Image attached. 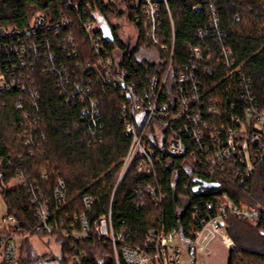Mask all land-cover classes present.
Masks as SVG:
<instances>
[{
  "label": "trees",
  "instance_id": "16d2710c",
  "mask_svg": "<svg viewBox=\"0 0 264 264\" xmlns=\"http://www.w3.org/2000/svg\"><path fill=\"white\" fill-rule=\"evenodd\" d=\"M155 1L159 9L158 45L149 38L142 6H132L131 0H91L93 8L87 13L83 7L79 13L71 10L64 0H0L3 25L24 30L38 13L52 23L72 22L71 27L60 26L58 37L53 32L36 34L33 41L39 49L30 54L28 64H21L14 51L9 58L8 53L3 54L7 69L24 86L0 94V161L4 162L0 165V197L7 203L8 216L16 218L18 229L31 235L23 244L18 264L41 263L33 252V237L56 238L62 264L74 259L81 260L79 264H117L112 243L98 236L95 225L110 211L116 232L124 228L126 244L141 247L156 229L176 230L192 240L207 218L208 205H217L218 197L225 193L237 204L251 200L263 203L262 162L254 176H243L241 171L237 177L231 169L210 174L188 157L161 154L155 177H145L132 168L119 183L131 147L121 118L126 99L119 89L99 81L101 74L94 69L99 58L79 16L96 22L92 15H98L104 23L96 32L103 46L101 57L114 59L120 53V68L140 95L150 92L154 77L164 79L170 64L169 86L194 65L197 69L190 73L198 81L204 111L216 100L223 115L215 118L219 125H232V118H243L248 106L264 110V0ZM121 19L134 26V44L123 41L113 26L114 20ZM69 35L75 46L65 43ZM144 52L155 54V59L136 57ZM77 83L82 90L76 89ZM166 92L160 102H167ZM82 94L86 96L84 103ZM249 94L254 102L244 99ZM20 100L24 109L19 110L16 105ZM92 102L99 112L96 126L89 115ZM185 162L193 169L188 170ZM18 175L26 185L8 187ZM58 179L65 184V199L60 204L55 198ZM195 181L218 187L195 194ZM149 182L162 186L167 199L161 206L149 196L139 198L138 187ZM36 195L45 197L51 213L56 214L51 218L55 227L52 235L44 231L36 216L32 201ZM85 197L92 199L89 208ZM84 215L89 237H64L62 231L70 230ZM227 225L236 246L235 251H229L227 264H248L249 258L263 264L264 231L233 218ZM120 264L126 263L120 260Z\"/></svg>",
  "mask_w": 264,
  "mask_h": 264
},
{
  "label": "built area",
  "instance_id": "2783aa9c",
  "mask_svg": "<svg viewBox=\"0 0 264 264\" xmlns=\"http://www.w3.org/2000/svg\"><path fill=\"white\" fill-rule=\"evenodd\" d=\"M163 1L167 3V0ZM64 2L78 13L82 7L86 13L93 8L91 0ZM131 3L137 8L142 6V11L148 19L149 38L158 45L159 40L155 32L159 21L158 4L155 0H131ZM92 17L96 22L80 16L79 19L99 58L94 69L101 74L99 81L111 88L119 89L121 96L126 99L121 105V118L124 132L131 138V147L120 173L119 183L132 168L145 177H155L157 166L162 162L161 154L178 158L188 157L192 164L205 167L210 174L216 170L225 172V169H231L237 177L241 171L243 176L255 175L259 163H264V110L251 105L243 112L245 113L243 118H232V125H219L216 119L222 118L223 115L216 105V100L211 102V107L206 112L204 111L198 81L194 73H190L197 69L194 65L189 72L185 70V73L175 77L172 86H169L170 64L164 79L154 77L150 92L140 95L136 85L130 82L126 72L121 70L120 63L115 62L116 58L101 57L103 46L100 45L101 39L96 32L104 23L98 20L96 13ZM29 23L24 30L0 24V94L24 89V86L17 82V76L12 75L7 69L4 52L9 54L7 56L9 58L10 51H14L21 64H28L30 54L39 49V45L33 41L36 34L53 32L57 35L60 26L66 28L72 26L69 20H63L61 24L52 23L39 13ZM65 43L75 46L73 36L69 35ZM46 44L51 48L49 40ZM195 52L199 54L198 50ZM64 74L67 75L68 72ZM189 84L193 85V88L188 87ZM75 87L81 89L79 83ZM165 90L168 100L160 102ZM87 91L90 92L89 89ZM81 96L84 103L86 96L85 94ZM244 99L255 101L250 94ZM91 105V112L86 110L85 114L89 112L91 123L96 126L100 122L99 112L96 103L92 102ZM23 107L24 103L18 101L16 108L20 110L24 109ZM185 135L188 136L187 139L184 138ZM190 142L194 143L193 148ZM0 162L3 166L4 162ZM56 184L55 198L60 204L65 199V184L61 179H58ZM25 185L23 176L18 175L11 182L10 188H21ZM203 190L206 189H201ZM137 191L139 198L146 199L149 196L158 206L167 199L162 186L160 187L157 182L145 183L144 186L138 187ZM218 198L217 205H208L207 218L201 221L199 229L192 234V240L184 238L176 230L166 232L163 229H156L148 234L143 246L132 247L126 244L124 228L116 232L111 211L96 220V232L98 236L112 243L117 264H120V260L126 264H181L180 255L183 250L187 249L192 255L196 252H205L209 244L216 239H219L229 251H235L236 246L228 232L224 234V229L228 227L227 223L231 218L245 221L264 231V201L261 203L251 200L252 202L237 204L226 193ZM32 201L41 226L45 232L52 235L55 227L51 224V218L56 214L51 213V207L42 195L33 196ZM85 204L89 208L92 199L85 197ZM88 232L87 218L84 215L77 219V224L72 225L70 230H63L62 234L64 237L86 240L89 237ZM30 236L18 229L15 217H5L0 224V264H18L23 244ZM176 240H181L186 246H179ZM80 262L81 260L74 259L70 264Z\"/></svg>",
  "mask_w": 264,
  "mask_h": 264
},
{
  "label": "rangeland",
  "instance_id": "374dc122",
  "mask_svg": "<svg viewBox=\"0 0 264 264\" xmlns=\"http://www.w3.org/2000/svg\"><path fill=\"white\" fill-rule=\"evenodd\" d=\"M113 26L118 28L119 36L125 42L134 44L136 41V30L133 25L129 24L127 20H114ZM139 59H148L154 60L155 54L151 52H144L141 55L137 54ZM122 60L121 54L116 55L115 62L119 64ZM188 170L193 169V165L189 162L184 163ZM10 187V185L8 186ZM8 207L5 200L0 197V224L3 219L8 216ZM224 234H227V228L224 229ZM177 241V240H176ZM33 252L36 254L37 258L41 259L40 264H62V257L60 254V245L54 237H33L30 239ZM179 246L185 247L186 244L177 241ZM181 256V264H227L229 250L220 242L219 239H216L211 244H209L208 249L205 252H196L192 255L187 249L183 250ZM248 264H262L256 259H247ZM264 264V263H263Z\"/></svg>",
  "mask_w": 264,
  "mask_h": 264
},
{
  "label": "water",
  "instance_id": "95a60500",
  "mask_svg": "<svg viewBox=\"0 0 264 264\" xmlns=\"http://www.w3.org/2000/svg\"><path fill=\"white\" fill-rule=\"evenodd\" d=\"M194 183L196 185V187L194 188L195 194H198L201 191V189H203V188L206 190H208V189L213 190V189H217V187H218V184L217 185H215V184H202L199 181H195Z\"/></svg>",
  "mask_w": 264,
  "mask_h": 264
},
{
  "label": "flooded vegetation",
  "instance_id": "af4514ba",
  "mask_svg": "<svg viewBox=\"0 0 264 264\" xmlns=\"http://www.w3.org/2000/svg\"><path fill=\"white\" fill-rule=\"evenodd\" d=\"M196 187V186H195Z\"/></svg>",
  "mask_w": 264,
  "mask_h": 264
}]
</instances>
